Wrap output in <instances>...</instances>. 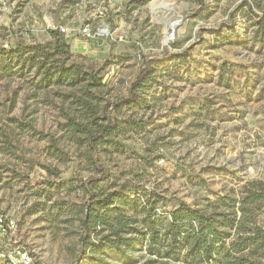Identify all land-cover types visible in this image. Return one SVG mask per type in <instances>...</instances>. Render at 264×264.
Wrapping results in <instances>:
<instances>
[{
	"label": "rangeland",
	"instance_id": "obj_1",
	"mask_svg": "<svg viewBox=\"0 0 264 264\" xmlns=\"http://www.w3.org/2000/svg\"><path fill=\"white\" fill-rule=\"evenodd\" d=\"M18 44L39 52L1 53ZM145 56L137 100L118 103ZM109 119L97 170L88 143ZM260 188L264 0H0V264H213L149 254V217L163 232L181 203L231 212ZM89 192L119 198L83 254ZM116 233L134 248L111 247Z\"/></svg>",
	"mask_w": 264,
	"mask_h": 264
},
{
	"label": "trees",
	"instance_id": "obj_2",
	"mask_svg": "<svg viewBox=\"0 0 264 264\" xmlns=\"http://www.w3.org/2000/svg\"><path fill=\"white\" fill-rule=\"evenodd\" d=\"M198 8L197 12L203 9V4ZM25 48L28 50L39 52L35 45L23 46L18 44L13 48H2L1 53L6 57H21ZM41 51V50H40ZM42 52V51H41ZM165 57H173L174 54L169 48H164ZM30 57H33L30 55ZM152 69V63L149 56L143 58V66L136 75L130 86V94L119 100L118 103H133L137 100L138 90L141 82L148 77ZM49 70L44 72L45 75ZM58 73V71H55ZM50 77L54 74L49 73ZM117 105V104H116ZM114 120L109 119L107 123L99 124L96 133L89 139L88 146L92 152L93 164L97 170H103L95 157L96 142L114 127ZM253 197L252 201L264 202V188H260L254 192L249 191L248 194L239 199L236 210L227 212L206 213L202 209L181 203L169 213V225L163 231L159 232L151 219L150 208L149 228L147 234L146 250L149 254L159 257H169L175 261L187 257L193 259L198 257L199 260L211 262L213 264H264V230L256 223V213L258 205L255 208L247 203L248 199ZM119 198L116 193H108L102 197L94 198V194L89 192L85 203V215L79 220L81 229L80 235V253L84 254V240L89 237L91 226L104 218V214L99 209L108 207L113 204L114 199ZM233 232V236H230ZM162 236L158 238V235ZM125 235V236H124ZM159 241V246H156ZM111 247L125 254L126 251L134 248V240L127 237L126 234H115L114 238H110ZM98 241L94 246H98ZM184 248V254H182ZM255 255V259L249 258ZM2 264H17L8 258H4Z\"/></svg>",
	"mask_w": 264,
	"mask_h": 264
},
{
	"label": "bare ground",
	"instance_id": "obj_3",
	"mask_svg": "<svg viewBox=\"0 0 264 264\" xmlns=\"http://www.w3.org/2000/svg\"><path fill=\"white\" fill-rule=\"evenodd\" d=\"M177 23L178 22L176 19H172L169 21V24L165 30V36L163 38V42H167L171 38V36L169 35V32H170L171 28H174L177 25Z\"/></svg>",
	"mask_w": 264,
	"mask_h": 264
},
{
	"label": "built area",
	"instance_id": "obj_4",
	"mask_svg": "<svg viewBox=\"0 0 264 264\" xmlns=\"http://www.w3.org/2000/svg\"><path fill=\"white\" fill-rule=\"evenodd\" d=\"M83 32H87V27L85 26V27H83Z\"/></svg>",
	"mask_w": 264,
	"mask_h": 264
},
{
	"label": "water",
	"instance_id": "obj_5",
	"mask_svg": "<svg viewBox=\"0 0 264 264\" xmlns=\"http://www.w3.org/2000/svg\"><path fill=\"white\" fill-rule=\"evenodd\" d=\"M172 31H173V28H171V32H170V34H172Z\"/></svg>",
	"mask_w": 264,
	"mask_h": 264
}]
</instances>
